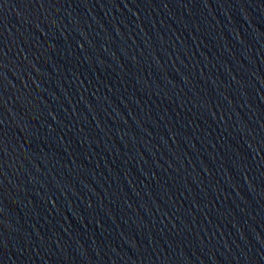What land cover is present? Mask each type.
<instances>
[{"label":"water","instance_id":"water-1","mask_svg":"<svg viewBox=\"0 0 264 264\" xmlns=\"http://www.w3.org/2000/svg\"><path fill=\"white\" fill-rule=\"evenodd\" d=\"M0 264H264V0H0Z\"/></svg>","mask_w":264,"mask_h":264}]
</instances>
